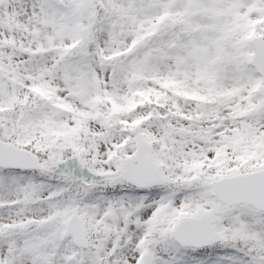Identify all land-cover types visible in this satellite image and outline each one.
Segmentation results:
<instances>
[{
  "label": "snow or ice",
  "instance_id": "snow-or-ice-1",
  "mask_svg": "<svg viewBox=\"0 0 264 264\" xmlns=\"http://www.w3.org/2000/svg\"><path fill=\"white\" fill-rule=\"evenodd\" d=\"M0 264H264V0H0Z\"/></svg>",
  "mask_w": 264,
  "mask_h": 264
}]
</instances>
